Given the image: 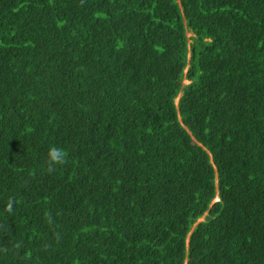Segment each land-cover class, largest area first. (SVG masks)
Here are the masks:
<instances>
[{
	"label": "trees",
	"instance_id": "1",
	"mask_svg": "<svg viewBox=\"0 0 264 264\" xmlns=\"http://www.w3.org/2000/svg\"><path fill=\"white\" fill-rule=\"evenodd\" d=\"M0 264H264V0H0Z\"/></svg>",
	"mask_w": 264,
	"mask_h": 264
},
{
	"label": "clouds",
	"instance_id": "2",
	"mask_svg": "<svg viewBox=\"0 0 264 264\" xmlns=\"http://www.w3.org/2000/svg\"><path fill=\"white\" fill-rule=\"evenodd\" d=\"M67 153L62 148L53 147L49 151L50 164H63L66 162ZM51 170V169H50Z\"/></svg>",
	"mask_w": 264,
	"mask_h": 264
},
{
	"label": "rangeland",
	"instance_id": "3",
	"mask_svg": "<svg viewBox=\"0 0 264 264\" xmlns=\"http://www.w3.org/2000/svg\"><path fill=\"white\" fill-rule=\"evenodd\" d=\"M188 35H192V33L189 32ZM187 83H189V80L184 79L183 84H187ZM202 219H204V217H202L200 220H202Z\"/></svg>",
	"mask_w": 264,
	"mask_h": 264
}]
</instances>
